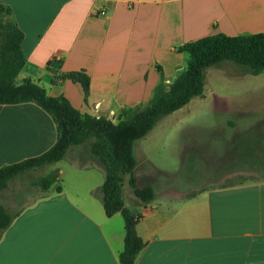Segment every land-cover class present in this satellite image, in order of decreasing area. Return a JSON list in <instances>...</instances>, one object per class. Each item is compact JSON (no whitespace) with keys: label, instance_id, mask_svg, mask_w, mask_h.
Segmentation results:
<instances>
[{"label":"crops","instance_id":"obj_1","mask_svg":"<svg viewBox=\"0 0 264 264\" xmlns=\"http://www.w3.org/2000/svg\"><path fill=\"white\" fill-rule=\"evenodd\" d=\"M0 4L11 8L5 17L25 36L26 65L18 81L37 83L50 96L67 98L82 114L112 122L119 120L122 110L151 105L162 83L158 66L164 82L172 83L183 73L188 56L179 46L218 33H264V0H0ZM80 70L91 80L88 97L80 84L68 79L53 82L58 75ZM255 119L245 122H264ZM242 120L234 117L226 124L230 128L233 123V139L241 133ZM57 139L55 118L36 102L0 105V168L46 153ZM137 142V186H151L155 199L141 205L126 176L125 206L141 216L137 233L145 243L136 264H264V175L257 168L248 170L260 179L236 181L243 170L239 167L210 187L179 188L159 181L170 175L167 169L148 157L140 162ZM223 147L219 142L220 155L228 151ZM52 167L62 190L21 202L26 205L0 235V264H121L124 217L121 213L108 217L95 195L106 181L101 161L90 148L78 146Z\"/></svg>","mask_w":264,"mask_h":264},{"label":"trees","instance_id":"obj_2","mask_svg":"<svg viewBox=\"0 0 264 264\" xmlns=\"http://www.w3.org/2000/svg\"><path fill=\"white\" fill-rule=\"evenodd\" d=\"M11 8L0 4V105H18L36 102L49 112L58 125V139L46 153L0 168V191L17 174L39 166L62 161L70 147L83 144L90 138L96 142L91 146L106 170V181L95 192L104 204L108 217L121 213L125 220V248L120 255L121 264H136L138 255L145 247L137 233L141 219L125 206L123 186L129 176V187L141 205L155 199L151 186L139 188L135 178L137 161L134 153L135 143L151 132L164 117L187 105L195 97L203 95L207 69L223 61H231L243 67L252 75L264 73V33L230 36L218 33L179 46V51L188 56L183 73L170 86L165 84L163 70L162 83L157 88L151 105L146 109L128 110L126 117L114 124L106 118H96L82 114L65 97L50 96L45 88L32 81L15 84V80L26 65L23 51L24 33L15 24L4 22ZM70 80L80 84L85 96L90 94L91 80L85 70L61 74L53 82ZM46 189L57 183L54 178L43 180ZM62 187L57 185V191ZM12 218L0 205V231L6 230Z\"/></svg>","mask_w":264,"mask_h":264},{"label":"rangeland","instance_id":"obj_3","mask_svg":"<svg viewBox=\"0 0 264 264\" xmlns=\"http://www.w3.org/2000/svg\"><path fill=\"white\" fill-rule=\"evenodd\" d=\"M3 21L11 22L6 17ZM18 80L17 77L15 84L23 83ZM128 112L122 110L119 120L113 123H119ZM234 117L243 119V123L234 124L241 127V133L233 139V123L228 124L230 128L226 124ZM245 118L264 121V73L252 75L234 62L223 61L207 69L203 95L160 120L150 136L137 142L136 152L140 162L148 157L171 172L159 181H169L179 188L210 187L219 177L239 167L243 170L237 172L240 175L236 181L260 179L257 172L248 169L257 168L264 175V122L247 123ZM95 142V138H90L78 146L91 149ZM219 142L228 150L224 155H220ZM54 164L23 171L0 191V205L12 219L26 205L22 201L32 202L57 191L60 181ZM51 178L57 183L46 189L42 182Z\"/></svg>","mask_w":264,"mask_h":264}]
</instances>
